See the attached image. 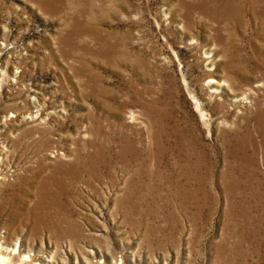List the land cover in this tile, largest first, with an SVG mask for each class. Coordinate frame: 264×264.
<instances>
[{"label":"rangeland","instance_id":"1","mask_svg":"<svg viewBox=\"0 0 264 264\" xmlns=\"http://www.w3.org/2000/svg\"><path fill=\"white\" fill-rule=\"evenodd\" d=\"M46 250L264 264V0H0V251Z\"/></svg>","mask_w":264,"mask_h":264},{"label":"bare ground","instance_id":"2","mask_svg":"<svg viewBox=\"0 0 264 264\" xmlns=\"http://www.w3.org/2000/svg\"><path fill=\"white\" fill-rule=\"evenodd\" d=\"M211 83H218V81H215L212 79ZM14 246L16 248V252L18 253V257L22 258L21 253L24 252V245H22V243L20 244V242L18 241L16 244H14ZM1 247H2V245H1ZM44 253H47V255L43 254V252H42L41 255L40 254L36 255V257L33 259L31 257V255H26L23 259H21V262L18 264H22L25 259L26 260L31 259L32 261H38L40 264H60L56 261V257H55L56 250H55V252L46 250ZM0 264H14V262L12 260H10L9 258H7L6 255H3L2 251H0ZM86 264H88V261L86 262Z\"/></svg>","mask_w":264,"mask_h":264}]
</instances>
